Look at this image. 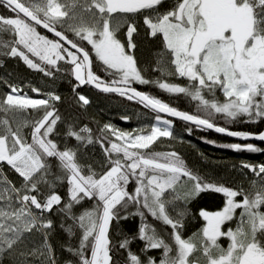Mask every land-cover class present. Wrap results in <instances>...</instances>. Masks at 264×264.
I'll return each instance as SVG.
<instances>
[{
    "label": "snow or ice",
    "instance_id": "obj_1",
    "mask_svg": "<svg viewBox=\"0 0 264 264\" xmlns=\"http://www.w3.org/2000/svg\"><path fill=\"white\" fill-rule=\"evenodd\" d=\"M0 9V68L16 60L53 80L68 72L82 110L90 100L78 89L91 85L155 114L131 131L93 128L65 119L57 92L0 77V264H264V163H240L245 185L153 148L176 139L175 120L189 135L264 142V130L218 123H264V0H0ZM139 20L156 41L149 70L136 56ZM136 85L194 107L181 110ZM96 146L100 160L89 154ZM218 146L264 153L251 142ZM204 193L222 204L194 215L190 205ZM189 218L199 227L187 235ZM127 221L134 231L114 236Z\"/></svg>",
    "mask_w": 264,
    "mask_h": 264
},
{
    "label": "trees",
    "instance_id": "obj_2",
    "mask_svg": "<svg viewBox=\"0 0 264 264\" xmlns=\"http://www.w3.org/2000/svg\"><path fill=\"white\" fill-rule=\"evenodd\" d=\"M0 11L3 10L0 9ZM5 14L7 13L5 12ZM137 22L141 24V27L139 34L135 36V42L137 43L136 56L140 61V67L144 70H149V61L151 60V53L156 47V41L145 36L142 20ZM41 33L47 35L49 38H53L43 31H41ZM61 63L63 69L68 68V65H64L63 62ZM94 70L101 76L105 75L103 72V66L100 65L99 62L94 64ZM9 73L12 74L11 79L17 83L30 82L32 86L40 88L43 92L51 90L61 95L62 102L59 103L57 107L60 114L65 119H79L83 123H89L93 128L96 127V122H99L101 125L110 122L125 131L139 129L142 126L154 123L155 114L144 109L141 105L130 102L115 93H102L100 91H95L89 85L81 86L78 91L90 100V104L87 106L86 110L78 108L72 92V84L74 81L66 71L57 73L56 78L53 80L44 77L40 73L28 70L21 62L16 60H5L4 66L0 68V77L7 78ZM146 74H149V72L146 71ZM150 75L151 78H155L158 74L152 73ZM136 87L141 91H147L150 94L169 102L181 110L191 111L194 107L184 97L170 96L155 86L136 85ZM2 90L3 89H0V91ZM25 91L34 97L36 95L31 93L29 88H25ZM124 115L130 117L127 122L121 119V116ZM218 123L236 131L264 130V123L245 124L238 122L233 125H225L222 120L218 121ZM189 127L192 126L189 125ZM174 135L176 136V139H162L153 146L154 150H176L185 159L189 167L198 170L202 175L213 180L223 179L229 182L235 180L238 183L243 182L247 185V179L242 177L238 171L240 163L242 161L252 164L264 163V153L235 152L218 146L226 143L246 142H238L208 130L194 129L193 133L189 135L185 130V123L180 121H174ZM206 140L215 141L216 144L213 145L206 143ZM251 143L264 148V142L256 141ZM89 154L93 155L96 160L102 159L98 146H96L95 149H89ZM234 165L236 168L233 167ZM221 204L222 197L219 194L204 193L201 194V196L198 197L190 207L195 215L201 207L208 210H215ZM90 206L91 202H86L84 204V207ZM157 227L159 228L161 226L157 224ZM197 227H199V224L195 220L189 218L186 234L190 235ZM134 229L135 225L132 221L121 222L119 225L113 227V235L116 236L120 230L129 231V234H131L130 230L134 231ZM137 247L138 242L132 244L133 250Z\"/></svg>",
    "mask_w": 264,
    "mask_h": 264
},
{
    "label": "water",
    "instance_id": "obj_3",
    "mask_svg": "<svg viewBox=\"0 0 264 264\" xmlns=\"http://www.w3.org/2000/svg\"><path fill=\"white\" fill-rule=\"evenodd\" d=\"M41 31H43V32H45L46 34H48L49 36H51L52 37V34L51 33H47L46 32V30H44V29H40ZM92 89H94L95 91H98L97 89H95L94 87H92L91 85H89ZM176 121H179V120H176ZM180 122H182V121H180ZM184 123V122H183ZM208 131H211V132H213V133H216V132H214V131H212V130H208ZM216 134H218V135H222V136H225V135H223V134H219V133H216ZM226 137H228V136H226ZM228 138H230V139H232V140H235V141H238V142H256L255 140H252V141H241V140H239V139H237V138H233V137H228Z\"/></svg>",
    "mask_w": 264,
    "mask_h": 264
},
{
    "label": "rangeland",
    "instance_id": "obj_4",
    "mask_svg": "<svg viewBox=\"0 0 264 264\" xmlns=\"http://www.w3.org/2000/svg\"><path fill=\"white\" fill-rule=\"evenodd\" d=\"M155 122V121H154Z\"/></svg>",
    "mask_w": 264,
    "mask_h": 264
}]
</instances>
